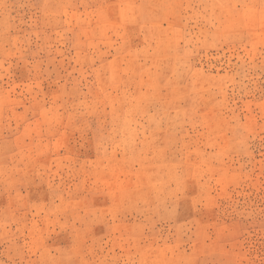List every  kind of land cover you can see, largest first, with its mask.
I'll use <instances>...</instances> for the list:
<instances>
[{
    "label": "rangeland",
    "instance_id": "obj_1",
    "mask_svg": "<svg viewBox=\"0 0 264 264\" xmlns=\"http://www.w3.org/2000/svg\"><path fill=\"white\" fill-rule=\"evenodd\" d=\"M0 264H264V0H0Z\"/></svg>",
    "mask_w": 264,
    "mask_h": 264
}]
</instances>
